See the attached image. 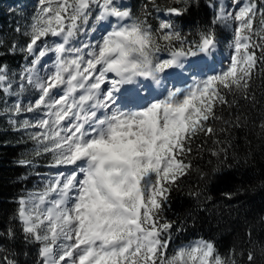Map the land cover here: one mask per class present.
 <instances>
[{
  "label": "snow or ice",
  "instance_id": "snow-or-ice-1",
  "mask_svg": "<svg viewBox=\"0 0 264 264\" xmlns=\"http://www.w3.org/2000/svg\"><path fill=\"white\" fill-rule=\"evenodd\" d=\"M185 10L166 11L179 16ZM229 18L238 22L230 63L198 75L216 61L219 41L211 28L188 41L171 21H162L154 32L117 0H38L25 32L28 42L20 49L31 60L19 77L21 91L28 86L36 96L27 106L16 102L8 109L13 115L33 114L31 120L10 121L18 131L36 129L29 133L32 155H50L49 168L67 169L50 174L42 190L17 202L25 241L40 245L38 264H243L235 249L221 255L203 238L170 254L172 222L163 218L170 192L191 169L184 157L193 139L213 134L209 122L222 119L216 107L235 104L237 95L256 103L250 88L257 64L264 63V8L244 0L234 13L222 8L213 23ZM96 31L98 39H81ZM160 41L166 42L168 59L154 56ZM49 55L51 69L41 74ZM186 62L191 83L167 87L161 74L179 78ZM0 89L6 94L12 89L6 65L0 66ZM19 164L27 167L33 160L22 158ZM207 175L201 173V179ZM7 236L15 233L9 229ZM247 261L255 264L253 251ZM0 264L16 261L4 257Z\"/></svg>",
  "mask_w": 264,
  "mask_h": 264
},
{
  "label": "trees",
  "instance_id": "trees-1",
  "mask_svg": "<svg viewBox=\"0 0 264 264\" xmlns=\"http://www.w3.org/2000/svg\"><path fill=\"white\" fill-rule=\"evenodd\" d=\"M0 0V66L6 65L11 74L19 71L25 63V53L20 49L28 42L26 29H18L29 21L27 9L7 13ZM133 18L145 20L155 32L168 12L169 7L185 8L182 15L169 17L176 29L188 41L198 39L201 30L211 28L217 34L218 44L231 40L228 26L213 23L216 13L210 0H123ZM264 8V0H257ZM95 12V11H94ZM254 25L260 27L257 15ZM16 45L15 51L12 46ZM157 59H168L170 52L166 42L160 41ZM257 55L260 53L257 50ZM163 76V74H161ZM252 104L235 97L232 105H218L216 113L221 120L209 123L213 134H199L193 139L191 152L185 154L191 169L181 177L164 205L163 218L172 222L170 229L171 254L180 246L203 238L211 240L221 255L235 249L236 259L248 264L247 253L253 251L255 264H264V63H258L251 81ZM229 101L233 100L228 95ZM9 98L0 89V260L13 259L16 264H38L37 243L26 242L16 212L18 200L29 192L40 191L43 175L48 172L50 155L34 157L35 145L22 130H15L7 121L4 104ZM239 116L240 120L236 121ZM239 126H235L236 124ZM216 152L217 155H213ZM33 160L30 166H21L19 160ZM221 171L213 174V169ZM201 173L208 175L201 179ZM211 178V179H210ZM199 192V196L191 193ZM231 194V198H229ZM15 236L9 238L8 230ZM251 233V236L248 234Z\"/></svg>",
  "mask_w": 264,
  "mask_h": 264
},
{
  "label": "rangeland",
  "instance_id": "rangeland-1",
  "mask_svg": "<svg viewBox=\"0 0 264 264\" xmlns=\"http://www.w3.org/2000/svg\"><path fill=\"white\" fill-rule=\"evenodd\" d=\"M117 3H122L123 5L125 4V2L123 0H117ZM244 3V0H240V4H234L233 0H210V7L212 10L215 11V13L217 14L222 8L223 10H225L226 12L230 11V12H235L238 10L239 6H242ZM38 7V0H8L7 2L3 3V9L4 11H6L7 13L11 12V11H21L22 9H27L30 13V19L27 22H24L23 25L18 24L19 21L15 22V25H18V28L20 29H26V31H30V25L33 22V16L36 15V10ZM97 11V9L95 7H93V14H95V12ZM175 17L177 15H173L168 13L164 18L161 19L162 21H169V17ZM94 21L90 20V25L91 23H93ZM223 24H225L226 26L229 27L230 32H231V40L230 42H228L227 44H218V50L216 52V61L213 62V66H211L209 64L208 67H206L204 69V73L198 74V75H206V74H213V70L215 72H219L222 69L226 68L228 66V64L230 63L229 60V55L232 51V49L229 47V45L232 43V37L234 34V28L236 26V24L238 22L234 21V19L229 18L227 20V22H223L221 21ZM97 27H99L97 25ZM100 31H96L94 33H92L91 36H84L81 37V39L83 40H91L94 38H99L100 36ZM48 44H51L53 42V38L48 37L47 40L45 41ZM38 45L40 47L44 46V42H38ZM53 59V56L49 55L46 56L44 58V60L41 62L42 64L46 65L48 63L49 68L51 69V61ZM164 59V58H162ZM31 60V57H28V59L25 60V63L21 66V68L19 69V71H17L14 74H11L7 71V75L9 78V82L12 83V89L9 90V94H6L2 92L9 98L8 101L5 102L4 104V110L7 112L8 114V118L7 121L9 122V124L14 128L13 124L10 122L12 120H15L17 122H21L24 119H29L31 120L33 118V114L32 113H27V112H22L20 115H13L10 111H8V109H11L13 107V105L16 102H20L21 104H23L24 106H27L36 96V93L34 92V90L31 87L25 86L24 90L21 91L20 89V84L23 83L22 81H20L19 77H20V73L23 69V67L25 65H27ZM46 67V66H45ZM49 69V70H50ZM165 77V76H164ZM184 78V76H183ZM193 76L188 79V83H191ZM161 79L163 80V82L166 84L167 87H173L172 82L168 81V79H164L161 75ZM178 87L181 86H186V83L183 85H175ZM159 89V88H158ZM160 91V89H159ZM14 93V94H12ZM145 94L147 95V93H142V95ZM23 132L26 133V135L29 136V133L31 132H35L36 129H28L27 131L22 130ZM57 171H61V169H56V168H49L48 167V172L47 174L49 175H43V185L47 182L48 179L51 178L50 174H54ZM43 185L41 186V189L43 188Z\"/></svg>",
  "mask_w": 264,
  "mask_h": 264
},
{
  "label": "bare ground",
  "instance_id": "bare-ground-1",
  "mask_svg": "<svg viewBox=\"0 0 264 264\" xmlns=\"http://www.w3.org/2000/svg\"><path fill=\"white\" fill-rule=\"evenodd\" d=\"M46 67H44L43 69H41V74H43L44 72H47V71H49V65H48V63L45 65ZM188 69L187 70H185V72L187 73H190V74H192V72H191V70H189V66L187 67ZM164 79H168V78H166V77H164ZM170 82H173V85H183V84H185L186 82L188 83V81H184L183 79H182V77H179V78H174V79H168ZM143 95H145V94H143ZM59 170V169H58ZM61 171H67V169H61Z\"/></svg>",
  "mask_w": 264,
  "mask_h": 264
}]
</instances>
